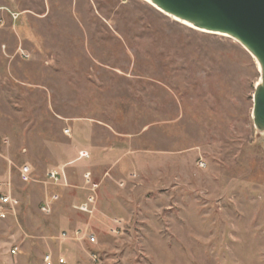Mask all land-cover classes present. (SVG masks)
Instances as JSON below:
<instances>
[{
	"label": "rangeland",
	"instance_id": "1",
	"mask_svg": "<svg viewBox=\"0 0 264 264\" xmlns=\"http://www.w3.org/2000/svg\"><path fill=\"white\" fill-rule=\"evenodd\" d=\"M254 60L142 0H0V180L18 201L0 264H264Z\"/></svg>",
	"mask_w": 264,
	"mask_h": 264
},
{
	"label": "water",
	"instance_id": "2",
	"mask_svg": "<svg viewBox=\"0 0 264 264\" xmlns=\"http://www.w3.org/2000/svg\"><path fill=\"white\" fill-rule=\"evenodd\" d=\"M147 1L194 29L230 37L256 60L260 83L254 88L251 118L254 127L264 133V0Z\"/></svg>",
	"mask_w": 264,
	"mask_h": 264
},
{
	"label": "built area",
	"instance_id": "3",
	"mask_svg": "<svg viewBox=\"0 0 264 264\" xmlns=\"http://www.w3.org/2000/svg\"><path fill=\"white\" fill-rule=\"evenodd\" d=\"M79 156H80V158L85 157V155L83 153H81ZM63 176H64L63 168H58L56 170L48 171L45 174L43 184H45V185L49 184L52 186H62ZM18 177L25 184L34 182L32 179L31 169L28 166H23V167L18 169ZM86 181H88V178H86ZM4 187H5V184H3V182L0 180V219L1 220H6L11 215H14L15 210L18 206V201L11 196L9 190L7 192H3ZM56 201H57L56 195H52V196L45 198L41 203L40 212L42 214H49ZM87 202H88V204L92 203L93 198L89 197L87 199ZM79 210L81 212L91 213L88 205L81 206V208ZM59 238L65 239L66 234L64 232L61 233ZM86 239H87L88 244H90V245L95 244V239L92 235L87 236ZM16 252H17V249L12 248L10 250V255L14 256V255H16ZM91 258L95 261V255H91ZM42 262H43V264H54L55 263V262H53L51 256L48 254L43 256ZM57 263L58 264H64V260L62 258H59L57 260Z\"/></svg>",
	"mask_w": 264,
	"mask_h": 264
},
{
	"label": "bare ground",
	"instance_id": "4",
	"mask_svg": "<svg viewBox=\"0 0 264 264\" xmlns=\"http://www.w3.org/2000/svg\"><path fill=\"white\" fill-rule=\"evenodd\" d=\"M144 3H146L147 5H149V6H151L152 8H154L155 10H157L158 12H160L157 8H155L149 1H147V0H142ZM160 13H162V12H160ZM163 15H165V16H167L166 14H164V13H162ZM167 17H169V16H167ZM169 18H172V17H169ZM174 21H176L177 23H179V24H181V25H184V26H186V27H188V28H191V29H194L193 27H191L189 24H187V23H185V22H182V21H179V20H177V19H174V18H172ZM194 30H197V29H194ZM197 31H200V30H197ZM202 32V31H201ZM219 36H223V35H219ZM223 37H225V38H227V39H230V40H232L230 37H228V36H223ZM233 42H235L234 40H233ZM236 43V42H235ZM239 45V44H238ZM240 46V45H239ZM241 47V46H240ZM242 48V47H241ZM243 49V48H242ZM245 50V49H244ZM254 59V58H253ZM259 71H260V68H259Z\"/></svg>",
	"mask_w": 264,
	"mask_h": 264
}]
</instances>
